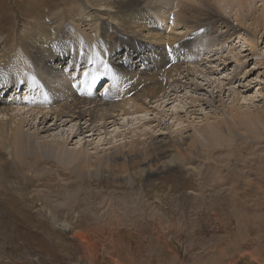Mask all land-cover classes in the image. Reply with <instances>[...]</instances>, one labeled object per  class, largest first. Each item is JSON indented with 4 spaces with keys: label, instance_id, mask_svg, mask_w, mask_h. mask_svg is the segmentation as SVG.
<instances>
[{
    "label": "rangeland",
    "instance_id": "rangeland-1",
    "mask_svg": "<svg viewBox=\"0 0 264 264\" xmlns=\"http://www.w3.org/2000/svg\"><path fill=\"white\" fill-rule=\"evenodd\" d=\"M104 1L118 10L117 19L123 23L132 7L120 0H0V38L5 43L0 49L10 51L15 40V48H24L36 34L50 43L61 38L75 56V68L65 69L75 90L83 81L91 90L108 91L111 58L101 52L96 24L90 23L110 21L106 13L98 11ZM191 1L195 7L209 2L241 35L223 39L227 28L217 26L211 33L202 23L191 27L193 21L185 27L177 13L180 0H141L143 10L151 16L144 18L155 23L154 31L165 41L192 38L191 47L180 48L189 55L181 66L183 73L176 76L182 80L181 93L172 92V99L166 96L163 107H159L161 101L154 102L140 113L115 117V123L106 129L99 131L101 123L97 122L91 137L80 135L77 121L57 127L49 121L45 128L40 126L44 130L41 136L48 140L69 135L73 138L70 149L85 145L93 156L92 142L97 141L103 153V149L111 152L115 144L132 139L134 128L127 125L128 118L144 117L145 125L137 124L139 118L129 119L137 121L133 125L139 134L162 133L158 136L187 143L197 136L187 159L180 166L140 179L130 174L79 178L73 168L77 163L68 166L53 157L43 158L35 172L9 163L2 172L5 178L0 176V264H264V27L250 19L262 16L264 0H244L243 4ZM87 11L94 12L91 21ZM76 23H80L79 29L73 28ZM109 33L111 40L118 38L113 31ZM252 39L259 56L247 46ZM120 54L123 61L126 56ZM241 59L244 62L238 61ZM260 59L263 64L258 63ZM15 80L22 83L16 93L21 102L32 87L28 101L40 100L43 82L33 68L17 73ZM197 97L202 101L195 103ZM231 107L249 109L263 119L252 113L254 125L238 124L229 136L224 128L207 135L210 123L223 119ZM194 126L203 127L204 136L196 134ZM79 234L87 238L89 249Z\"/></svg>",
    "mask_w": 264,
    "mask_h": 264
},
{
    "label": "bare ground",
    "instance_id": "bare-ground-1",
    "mask_svg": "<svg viewBox=\"0 0 264 264\" xmlns=\"http://www.w3.org/2000/svg\"><path fill=\"white\" fill-rule=\"evenodd\" d=\"M120 1L123 2L126 7H132L131 11L127 12L122 18L123 23L118 20L119 18L117 19V17H119L118 10L112 6V4H106L105 1L100 8L98 7V11L104 12L110 17L108 23H103V21H99V19L96 20L97 18L95 19L96 21H93L92 18L95 16L94 12L87 11V17H90V21L92 20L90 23L96 24L94 30L96 31L95 35L101 52H105L111 58L110 61L112 62L111 66L113 72L109 79L111 83L110 88L107 89L108 91L99 92L94 91V89L91 90L92 87L89 88L90 86L87 85L88 83L84 84L83 81L78 82L77 90H75V84L69 80L65 73L66 68H75V56L73 55V50H69L68 45H65L61 38L59 40L57 39L58 43H50L52 41L47 38H41V34H36V37L42 40H37L36 37L32 40H27L24 48H15V46L18 45L17 40L12 43L13 45H11L10 51L8 49H2L3 46L1 47V177L5 178L2 172L9 163H19L26 167L29 172H35L38 164L42 162L43 158L48 159L51 157L52 159L53 157L64 165L67 163V165L70 166L71 164L77 163L73 168L79 178L83 175L88 176L92 174L109 175L113 177L130 174L132 177H139L140 179L143 176L150 177L165 169L180 166V163L187 159L186 155L194 148L197 142V136H194L192 141L187 143L185 141L180 142L178 140H169L168 138L159 137L158 135L162 133L153 134V132L146 131L139 134V129L134 127L136 122L138 121L137 124L141 125L147 123H145L144 117H135V115L132 117L130 116L131 120L133 117L135 119L139 118L140 120L131 121L129 117L127 124L134 128L130 132L132 133V139L128 143L119 142L115 144L116 146H113L114 150L111 152H107V149H103V153L99 150L98 145L95 143L97 141H95L92 143L95 144L94 149L96 152H92L95 153V155L92 156L88 148H85V145L82 144L80 148L75 147L74 149H70L69 144L73 141V138L71 139L69 135L67 137L63 136V138L58 136L52 140H48L47 137L41 136L44 130H41L40 126L45 128V125H47L49 121L52 122L51 126L53 127L61 125L66 126L69 123L77 121L80 122V126H78L80 128V135H82L81 133H87V136L91 137L94 136L95 131H97L95 129V123H101L98 129L99 131L103 128L106 129L110 123H115V117L121 118L123 116H128L130 113H140L148 109L149 105L154 102L161 101L159 102V107H163L166 96H169L168 99H172V97H170L172 92L181 93L182 89H184L182 88L183 84L181 78L176 76L183 73L180 69L182 64L188 61L189 55L181 53L180 48L191 47L193 44L192 38L186 37L177 40L178 37H176L175 41H165L162 34L154 31L157 29L155 23L153 21H151V23L147 18H144L148 13L143 10L141 3H139L141 0ZM234 1L238 4H243L244 0ZM180 2L181 5L177 13L185 27L189 26L185 23L193 21L194 25L191 27H196L195 24L202 23L207 32L211 33L216 31L217 26L224 29L227 28V34H223V39H225V36L231 38L234 35H241L237 27L231 25L221 14L218 15L213 11L208 4L209 2L202 1L199 7H195L190 3L193 2L191 0H180ZM167 3L170 4L168 1ZM205 5L206 7L204 8ZM86 7L88 9L90 8L88 5H86L85 8ZM157 10L162 13L164 12L161 6H159ZM82 14H85V12L83 11ZM250 19L252 23H256L260 28L264 27L262 21L264 19V3L262 16ZM115 21L118 23H114ZM79 22L81 23V21ZM163 22L165 23L164 19ZM80 23L73 25V28L76 27L79 29ZM84 25L86 26L85 23ZM111 31L118 36L115 41L110 39L111 36L109 32ZM48 34L50 35V33ZM254 41L255 40L252 39L251 42H247V46L252 50L254 55L259 56V53L256 52L257 44ZM3 43L4 39L0 38V46ZM118 45L120 46V50ZM120 53H122L123 57L124 55L126 56L123 58V61L121 60ZM238 61L241 63L244 62L242 59ZM257 61L263 64L261 59ZM137 62H139V67H133V64ZM142 64L143 67L141 68ZM25 68H33L35 72L40 75V80L42 79L44 88L43 93L39 94V101L32 100L31 98L30 101H28L27 94H31L33 87L31 89L27 87L28 91L25 92L26 97L22 98L24 102H21V98L16 95L22 83L18 84L15 77L17 73H21ZM71 75L75 79V74L72 73ZM24 77H26V79L28 78L26 74H24ZM89 78L90 77H87L84 80H88ZM28 81L29 78L26 82ZM230 83H232V80L228 82V84ZM217 87L221 88L220 85H217ZM219 92L221 93L222 89H220ZM193 100L195 103L202 101V99L198 97L193 98ZM233 109L237 110L236 107H231L228 109L229 111L224 112L225 117L223 119L219 120L216 124L210 123V129L205 130L206 134L210 136L216 135L224 128L226 135L229 136L232 131L238 128V124L244 126L247 124L254 125L251 116L253 111L244 109L245 111L237 110L234 112ZM253 114L259 119H263V116L259 113ZM84 118L86 121L81 124ZM58 122L61 123L58 125ZM133 123L135 125H133ZM50 127L48 129H50ZM194 128L196 129V134L204 136L203 127L194 126ZM48 129H45V131ZM133 133L135 136H133ZM79 142H77L78 146ZM77 144H75V146H77ZM77 236L80 237L82 242L87 246V249H89V241L87 238H85L83 234Z\"/></svg>",
    "mask_w": 264,
    "mask_h": 264
}]
</instances>
